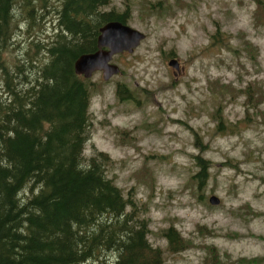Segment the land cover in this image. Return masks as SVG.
Segmentation results:
<instances>
[{
	"label": "rangeland",
	"instance_id": "rangeland-1",
	"mask_svg": "<svg viewBox=\"0 0 264 264\" xmlns=\"http://www.w3.org/2000/svg\"><path fill=\"white\" fill-rule=\"evenodd\" d=\"M51 1L53 10L39 20L44 35L57 25L60 0ZM258 5L110 0L100 8L128 10L127 23L145 37L134 51L113 56L119 73L87 78L83 155L109 156L108 176L148 221V241L164 264H264V5ZM118 84L131 100L119 99ZM196 157L207 166L204 189L195 182ZM170 227L177 250L166 236Z\"/></svg>",
	"mask_w": 264,
	"mask_h": 264
},
{
	"label": "trees",
	"instance_id": "trees-1",
	"mask_svg": "<svg viewBox=\"0 0 264 264\" xmlns=\"http://www.w3.org/2000/svg\"><path fill=\"white\" fill-rule=\"evenodd\" d=\"M109 1L60 0L56 33L44 35L53 1L0 0V264H164L148 221L108 176L109 156L83 155L91 90L74 62L97 49L103 23L127 21L128 10H100ZM117 93L132 99L123 84ZM177 235L167 229L173 250Z\"/></svg>",
	"mask_w": 264,
	"mask_h": 264
},
{
	"label": "water",
	"instance_id": "water-1",
	"mask_svg": "<svg viewBox=\"0 0 264 264\" xmlns=\"http://www.w3.org/2000/svg\"><path fill=\"white\" fill-rule=\"evenodd\" d=\"M143 38L144 33L126 23L119 20L109 21L100 28V34L97 37L98 49L79 55L74 62V70L85 77H90L97 70L102 71L103 78L108 79L119 72V67L110 63L112 56L122 51L132 52ZM169 64L178 68L175 59H172ZM209 201L217 204L219 199L216 196H210Z\"/></svg>",
	"mask_w": 264,
	"mask_h": 264
},
{
	"label": "flooded vegetation",
	"instance_id": "flooded-vegetation-1",
	"mask_svg": "<svg viewBox=\"0 0 264 264\" xmlns=\"http://www.w3.org/2000/svg\"><path fill=\"white\" fill-rule=\"evenodd\" d=\"M171 59V58H170Z\"/></svg>",
	"mask_w": 264,
	"mask_h": 264
}]
</instances>
